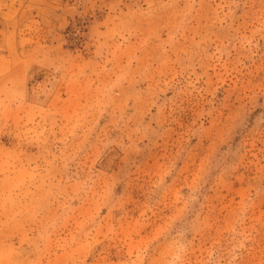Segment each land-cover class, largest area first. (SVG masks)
<instances>
[{"label": "rangeland", "instance_id": "1", "mask_svg": "<svg viewBox=\"0 0 264 264\" xmlns=\"http://www.w3.org/2000/svg\"><path fill=\"white\" fill-rule=\"evenodd\" d=\"M0 264H264V0H0Z\"/></svg>", "mask_w": 264, "mask_h": 264}]
</instances>
